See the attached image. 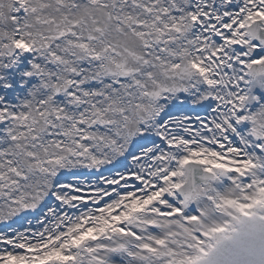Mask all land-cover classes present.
I'll return each mask as SVG.
<instances>
[{"label": "snow or ice", "instance_id": "6c2138e0", "mask_svg": "<svg viewBox=\"0 0 264 264\" xmlns=\"http://www.w3.org/2000/svg\"><path fill=\"white\" fill-rule=\"evenodd\" d=\"M0 264H264V0H0Z\"/></svg>", "mask_w": 264, "mask_h": 264}]
</instances>
